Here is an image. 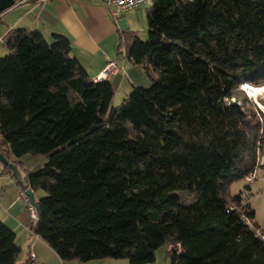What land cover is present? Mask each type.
I'll list each match as a JSON object with an SVG mask.
<instances>
[{
    "label": "trees",
    "instance_id": "trees-1",
    "mask_svg": "<svg viewBox=\"0 0 264 264\" xmlns=\"http://www.w3.org/2000/svg\"><path fill=\"white\" fill-rule=\"evenodd\" d=\"M146 24L119 46L150 84L117 106L67 36L5 34L0 151L45 157L28 226L62 260L148 264L165 247L170 264H264L254 210L229 192L263 169L264 115L241 85L264 86V0H153ZM20 251L0 220V264H30Z\"/></svg>",
    "mask_w": 264,
    "mask_h": 264
},
{
    "label": "crops",
    "instance_id": "crops-1",
    "mask_svg": "<svg viewBox=\"0 0 264 264\" xmlns=\"http://www.w3.org/2000/svg\"><path fill=\"white\" fill-rule=\"evenodd\" d=\"M125 26L123 16L119 15L115 21L101 0H14V4L0 12V54L7 52L4 36L10 29H37L48 41L53 33L63 34L70 39V53L93 79L106 60L116 62L117 69L107 80L114 93L121 90L124 97L133 86H148L149 82L142 66L133 64L126 56L125 45L123 50L119 46L120 30ZM24 158L27 157L12 159L20 180L0 162V220L15 232V243L21 250L19 262L28 261L31 244L35 257L30 264H112L105 258L85 262L62 260L41 238L35 239L29 234L30 219L24 201L17 199V195L19 188L26 184L27 172L45 159L35 157L36 164L30 165L25 164Z\"/></svg>",
    "mask_w": 264,
    "mask_h": 264
},
{
    "label": "rangeland",
    "instance_id": "rangeland-1",
    "mask_svg": "<svg viewBox=\"0 0 264 264\" xmlns=\"http://www.w3.org/2000/svg\"><path fill=\"white\" fill-rule=\"evenodd\" d=\"M149 7V4H142L136 8L128 10L121 15L126 21V26L121 30L131 31L136 33L142 40L147 38V24H146V11ZM123 50V44L120 45ZM6 53V50L0 54L3 56ZM146 78L148 79L144 69H142ZM149 81V79H148ZM150 82H148L149 85ZM262 90L256 96L252 93L245 92L246 96L250 98L253 103L259 108V105L264 107V86H261ZM260 87V88H261ZM254 88H256L254 86ZM258 88V87H257ZM132 91V88L129 89V94ZM126 95V94H125ZM123 98V91L119 90L114 93L113 96V105L117 106ZM259 104V105H258ZM25 164L34 165L37 162L35 157H42L41 159H45L43 155H24ZM262 163V168L256 170L254 178L249 182L244 179L236 180L230 183L229 192L231 195L238 194L242 192V195L250 206L254 210V218L253 222L259 227L261 231H264V154L260 159ZM43 163L45 161H42ZM41 163V165L43 164ZM43 194L42 190H37L33 193V199L37 200ZM18 196V195H17ZM21 200L20 198H17ZM109 261H112V264H129L128 260L125 258H105ZM75 261V260H73ZM90 263V262H89ZM84 264V263H82ZM148 264H170L169 257L167 256V250L165 247L158 249L155 253V261L153 263Z\"/></svg>",
    "mask_w": 264,
    "mask_h": 264
},
{
    "label": "built area",
    "instance_id": "built-area-1",
    "mask_svg": "<svg viewBox=\"0 0 264 264\" xmlns=\"http://www.w3.org/2000/svg\"><path fill=\"white\" fill-rule=\"evenodd\" d=\"M17 2H21L22 0H16ZM104 4V6L107 8L109 14L117 20V17L121 15L122 13L132 9L136 8L142 4H151L153 0H101ZM117 69L116 62L113 60H106L104 67L100 71V73L94 78V80H100V79H107L114 71ZM241 89L244 90L245 92H248V90H252V86L243 83L241 85ZM259 105V104H258ZM260 111L264 115V107L259 105ZM253 175H250L246 178L247 181H251L253 179ZM26 190H28L26 187H20L18 191V196L17 198H20L21 200L24 201L28 217L30 221H35L37 219V210L33 204L32 201H30ZM29 234L35 238V239H40V237L35 234L29 226L27 227ZM34 252L31 248V244L29 245L28 252H27V259L28 261L34 260Z\"/></svg>",
    "mask_w": 264,
    "mask_h": 264
},
{
    "label": "water",
    "instance_id": "water-1",
    "mask_svg": "<svg viewBox=\"0 0 264 264\" xmlns=\"http://www.w3.org/2000/svg\"><path fill=\"white\" fill-rule=\"evenodd\" d=\"M12 4H14V0H0V12L9 8ZM0 162L3 164V165H6L9 167L10 171L13 173L14 177L17 179V180H20L19 178V175H18V171H17V168H16V165L14 164L13 161H11L10 159H8L1 151H0ZM264 166V164H263ZM26 193L30 199V201L33 202L36 210H38V205L34 203L33 201V196H32V192L28 189L26 190Z\"/></svg>",
    "mask_w": 264,
    "mask_h": 264
},
{
    "label": "bare ground",
    "instance_id": "bare-ground-1",
    "mask_svg": "<svg viewBox=\"0 0 264 264\" xmlns=\"http://www.w3.org/2000/svg\"><path fill=\"white\" fill-rule=\"evenodd\" d=\"M252 90H248V92L250 91V93H252L253 95H257V94H259L260 93V91L262 90V87L260 88V87H256V88H254L253 86H252Z\"/></svg>",
    "mask_w": 264,
    "mask_h": 264
}]
</instances>
